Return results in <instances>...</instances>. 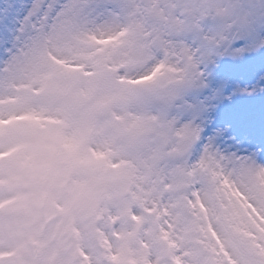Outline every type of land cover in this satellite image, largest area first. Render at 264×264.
Listing matches in <instances>:
<instances>
[{
  "label": "rangeland",
  "instance_id": "rangeland-1",
  "mask_svg": "<svg viewBox=\"0 0 264 264\" xmlns=\"http://www.w3.org/2000/svg\"><path fill=\"white\" fill-rule=\"evenodd\" d=\"M198 1L120 0V15L73 16L0 67V264H264V201L254 194L264 175L218 184L217 161L187 164L191 144L175 115L187 84L171 38L199 16ZM238 102L260 105L235 99L221 117L235 123L246 113Z\"/></svg>",
  "mask_w": 264,
  "mask_h": 264
},
{
  "label": "snow or ice",
  "instance_id": "snow-or-ice-1",
  "mask_svg": "<svg viewBox=\"0 0 264 264\" xmlns=\"http://www.w3.org/2000/svg\"><path fill=\"white\" fill-rule=\"evenodd\" d=\"M121 11L120 0H0V67L24 42L73 16L104 20ZM171 43L181 65L176 70L187 84L175 115L191 144L189 168L196 171L210 159L217 161L220 167L213 173L218 184L233 175H264V70L246 83L219 73L226 63L257 60L264 69V0H215L210 12L174 34ZM235 99L260 102L259 135L237 131L221 117L223 105ZM193 190L200 192L195 185ZM254 194L264 201V190Z\"/></svg>",
  "mask_w": 264,
  "mask_h": 264
},
{
  "label": "bare ground",
  "instance_id": "bare-ground-1",
  "mask_svg": "<svg viewBox=\"0 0 264 264\" xmlns=\"http://www.w3.org/2000/svg\"><path fill=\"white\" fill-rule=\"evenodd\" d=\"M262 70H263V69H262ZM262 70H261V71H262ZM255 73H256V72H255ZM211 189L213 190L212 187H211ZM232 220H233V221H236V222H242V221L244 220V218L241 217L240 213H235V214H234V217L232 218ZM246 222L251 223V220H250V219H246ZM228 223L232 225L231 220H229ZM248 223H247V225H248ZM248 227H250V226L248 225Z\"/></svg>",
  "mask_w": 264,
  "mask_h": 264
}]
</instances>
